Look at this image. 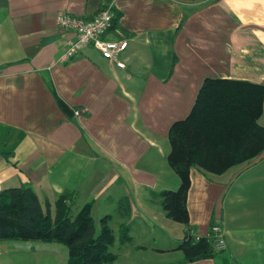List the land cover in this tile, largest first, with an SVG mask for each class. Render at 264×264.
Segmentation results:
<instances>
[{"label": "crops", "instance_id": "obj_1", "mask_svg": "<svg viewBox=\"0 0 264 264\" xmlns=\"http://www.w3.org/2000/svg\"><path fill=\"white\" fill-rule=\"evenodd\" d=\"M107 5L115 19L104 37L127 41L125 66L91 45L66 57L74 33L56 13L92 18ZM205 78L264 84V0H0V190L30 186L50 211L66 191L70 205L90 202L98 229L109 216L111 264H264V151L218 174L190 167L186 223L160 204L179 186L169 127ZM212 223L220 252L184 260L180 243ZM62 245L0 241V264H48L49 252L66 263Z\"/></svg>", "mask_w": 264, "mask_h": 264}, {"label": "trees", "instance_id": "obj_2", "mask_svg": "<svg viewBox=\"0 0 264 264\" xmlns=\"http://www.w3.org/2000/svg\"><path fill=\"white\" fill-rule=\"evenodd\" d=\"M262 112L264 84L222 78L203 80L188 115L173 122L168 130L167 161L179 178L177 189L159 193L161 207L169 218L187 222L190 167L218 174L264 151V126L258 122ZM73 195L62 193L52 215L48 201L42 206L30 186L1 189L0 241H57L67 248L65 264H111L116 254L109 250L114 241L109 216L100 219L96 231L91 203L72 212L68 202ZM119 209L126 214L123 204ZM119 239H129L126 224L120 226ZM214 242L209 235L198 239L188 235L179 248L184 260L193 261L216 256L220 251ZM223 264H228L226 259Z\"/></svg>", "mask_w": 264, "mask_h": 264}, {"label": "built area", "instance_id": "obj_3", "mask_svg": "<svg viewBox=\"0 0 264 264\" xmlns=\"http://www.w3.org/2000/svg\"><path fill=\"white\" fill-rule=\"evenodd\" d=\"M114 12L111 5L104 6L98 14L92 18H83L70 14L65 10L56 13L55 23L58 27L70 30L74 33V38L67 42L65 56L72 57L82 45H91L96 48L102 57L109 59L120 67L125 64L119 59V54L126 46L124 39H106L105 33L113 24ZM207 235L214 238L216 249L224 245V239L218 224L213 223ZM200 236H196L198 239Z\"/></svg>", "mask_w": 264, "mask_h": 264}, {"label": "rangeland", "instance_id": "obj_4", "mask_svg": "<svg viewBox=\"0 0 264 264\" xmlns=\"http://www.w3.org/2000/svg\"><path fill=\"white\" fill-rule=\"evenodd\" d=\"M261 154V153H260ZM259 154V155H260ZM258 157V155H256V156H254V157H252L251 159H249V160H246V161H243V162H241V163H238V164H244V163H247V162H249V161H253L254 159H256ZM238 164H235V165H238ZM234 166V165H233ZM209 173V172H208ZM69 208L71 209V211L72 212H75L77 209H79V208H77L76 206H74V204H69ZM53 212H54V207H52L51 208V213H52V215H53ZM213 224V223H212ZM212 224H210V227H211V225ZM94 226H95V228H96V231L98 230V223L97 222H95V224H94ZM113 229L115 230V231H117V228H116V226H114L113 225ZM210 230V229H209ZM208 233H210V231L208 232ZM195 238V237H194ZM62 246H64V245H62ZM63 248H65V246L63 247ZM66 250V249H65ZM65 260H66V253H64L63 254V257H61V254L59 253V254H57V253H55V252H49V263L48 264H65Z\"/></svg>", "mask_w": 264, "mask_h": 264}]
</instances>
